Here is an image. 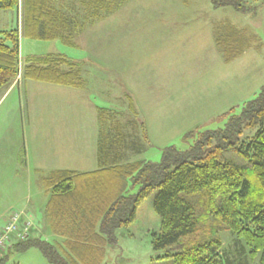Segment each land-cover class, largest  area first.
Listing matches in <instances>:
<instances>
[{"label":"rangeland","instance_id":"rangeland-1","mask_svg":"<svg viewBox=\"0 0 264 264\" xmlns=\"http://www.w3.org/2000/svg\"><path fill=\"white\" fill-rule=\"evenodd\" d=\"M247 1L259 5L257 12L214 8L212 0H117L114 12H104L95 24L85 23L76 32L75 45L27 37L17 12L3 11L0 35L19 27L22 65L34 56L62 54L81 65L86 86L76 89L21 79L11 89L0 88V165L5 168L0 170V221L13 208L31 222L32 238L62 241L47 221L50 194L44 178L65 169L66 150L69 161L80 158L82 147L91 153L88 145L96 130L97 107L125 109V94L133 97L150 140L138 160L158 163L166 147L186 150L193 145L197 136L186 138L188 133L224 128L228 113H240L264 85V4ZM56 4L69 14L82 9L81 0ZM221 22L259 36L262 47L226 63L214 41V27ZM18 152L27 153L31 167L15 188ZM138 190L139 185L132 187V193ZM183 195L196 206V233L167 250L154 249L152 233L161 229L154 192L138 207L134 222L117 231L118 243L106 248L99 264H176L171 254L186 244L217 239L222 241V253L232 260L248 256L244 263L258 264L259 258L252 257L251 249L243 247L245 242L221 219L204 213L197 202L201 193ZM10 250L6 264H52L39 248Z\"/></svg>","mask_w":264,"mask_h":264},{"label":"trees","instance_id":"trees-1","mask_svg":"<svg viewBox=\"0 0 264 264\" xmlns=\"http://www.w3.org/2000/svg\"><path fill=\"white\" fill-rule=\"evenodd\" d=\"M116 2L81 0L82 9L69 14L56 0H0V27L3 11L18 13L21 8L23 35L75 45L76 32L85 23L95 24L104 12H114ZM212 4L242 13L259 8L247 0H212ZM214 29L215 45L226 63L262 47L259 36L232 23L221 22ZM1 33L0 88H10L20 75L24 80L76 89L86 86L78 62L50 53L34 56L24 66L19 27ZM125 98V109L97 107L98 169H59L44 178L50 194L47 221L62 241L32 238L30 231L25 239L13 235L0 253V264H6V250L23 252L32 247L39 248L52 264H99L106 248L118 243L117 231L134 222L138 207L154 192V209L161 217L160 231L152 233L154 249L167 250L197 232L196 206L183 193H201L197 202L204 213L221 219L245 242L243 247L251 249L252 257L259 258L258 264H264V85L240 113H228L224 128L188 133L186 138L197 136L193 145L186 150L166 147L158 163L137 159L150 140L133 97L125 94ZM135 185L139 190L132 193ZM23 218L21 213V226ZM222 246L218 239L190 242L171 257L176 264H247L248 256L232 260L222 253Z\"/></svg>","mask_w":264,"mask_h":264},{"label":"crops","instance_id":"crops-1","mask_svg":"<svg viewBox=\"0 0 264 264\" xmlns=\"http://www.w3.org/2000/svg\"><path fill=\"white\" fill-rule=\"evenodd\" d=\"M17 14H18L19 18L20 17L22 18L21 8ZM21 79L22 78L20 75L18 77V80L9 89H11L13 86L19 85L20 84L19 81H21ZM22 83H24V82H22ZM98 125L99 124L97 121L96 122V130L93 132L94 136H92L90 144L88 145V146H90L91 153L89 155H88V153L86 154L87 150H85L82 147V152L80 153L81 154L80 158H78L76 161H73V160L69 161V159H68L69 155L67 154V150H66L65 155H64V161L62 163L63 168L75 170V171H80V172H87V171H93V170L98 169V150H99V132L97 130ZM68 153L71 154L73 152L68 150ZM116 153L117 152H114L113 154H116ZM70 156H74V154H71ZM91 159H93V160L91 161ZM30 167H31V162L29 160V157L27 159V153H25V155H23L22 153L18 152V154L16 155V168L14 170V172H16V175L18 176L17 178H15V188L24 180L23 178L25 176V173L27 170L28 171L30 170ZM17 168H21V169L16 170ZM0 170H2L3 172L5 171L4 165H0ZM33 171H35V169ZM30 180H31V177L29 178L28 182H30ZM25 188H26V185H25ZM25 188L23 191H20L21 194H23V193L25 194V192H26ZM17 190H19V189H17ZM14 210L15 209L11 208L9 211H6L4 213V215L2 216V219L0 221L2 223V225L0 227V231L3 229L6 222L8 221V219L10 217V213H12V211H14ZM11 246H12V244H11Z\"/></svg>","mask_w":264,"mask_h":264},{"label":"built area","instance_id":"built-area-1","mask_svg":"<svg viewBox=\"0 0 264 264\" xmlns=\"http://www.w3.org/2000/svg\"><path fill=\"white\" fill-rule=\"evenodd\" d=\"M21 213L13 211L7 224L0 232V253L6 248L8 244L13 241V235H17L19 239H25L29 235V230L32 226L31 222L25 221L22 226Z\"/></svg>","mask_w":264,"mask_h":264}]
</instances>
